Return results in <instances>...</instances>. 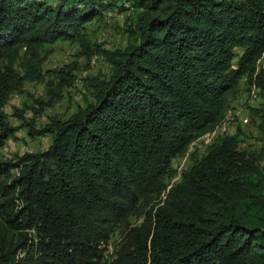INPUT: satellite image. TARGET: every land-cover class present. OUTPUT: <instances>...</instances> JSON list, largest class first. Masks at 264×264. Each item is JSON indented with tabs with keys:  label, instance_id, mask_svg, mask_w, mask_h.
<instances>
[{
	"label": "trees",
	"instance_id": "obj_1",
	"mask_svg": "<svg viewBox=\"0 0 264 264\" xmlns=\"http://www.w3.org/2000/svg\"><path fill=\"white\" fill-rule=\"evenodd\" d=\"M130 10L126 47L97 48L112 74L94 104L38 129L8 121L10 96L43 78L42 51L91 48L89 24ZM263 54L264 0H0V150L22 128L50 138L0 159V264H264V140L224 137L167 192L243 79L264 96ZM252 114L264 135V104Z\"/></svg>",
	"mask_w": 264,
	"mask_h": 264
},
{
	"label": "rangeland",
	"instance_id": "obj_2",
	"mask_svg": "<svg viewBox=\"0 0 264 264\" xmlns=\"http://www.w3.org/2000/svg\"><path fill=\"white\" fill-rule=\"evenodd\" d=\"M101 1L110 2V0ZM53 3L56 2L53 1ZM132 12L130 10L121 14L118 11H111L107 13L104 21L89 24L86 31L91 48H87L75 39L73 42L60 41L49 46L47 51H42L40 53L41 62L38 66L43 69V78L37 81H27L10 96L4 108L8 121L13 126L20 127L22 122L18 117L23 116L25 123L33 122L38 129L53 119L65 121L79 108L94 104L96 102V87L94 86L101 81L109 80L112 74L110 63L96 53L97 48L101 45L104 49L115 51L126 47L128 39L124 32L125 21ZM237 52L241 53V50ZM260 65H264V60L260 62ZM65 67L73 70L72 76L75 80L72 85L63 84L57 75V72ZM18 70L23 71L20 67ZM263 104L264 96L261 91L250 87L243 79L230 102L225 125H221L216 132L199 138L184 156L173 161L176 174L169 181L170 186L167 192L173 185L180 182L187 170L208 153L214 143L226 136H239L242 150H260L263 146L264 135L256 126L258 119L254 117L252 110ZM34 111L39 113L35 114ZM17 135L0 150L1 160L15 159L25 153L44 152L50 145L49 137H29L27 128L20 129ZM24 145L23 150L21 146ZM262 168L264 169V161ZM134 223H138V220ZM119 241L120 235L115 234L106 248L109 255L119 246Z\"/></svg>",
	"mask_w": 264,
	"mask_h": 264
},
{
	"label": "clouds",
	"instance_id": "obj_3",
	"mask_svg": "<svg viewBox=\"0 0 264 264\" xmlns=\"http://www.w3.org/2000/svg\"><path fill=\"white\" fill-rule=\"evenodd\" d=\"M262 60H264V54H263L262 58L259 60V62H258V67H259V68H260V67H263V68H264V65H263V66L260 65V62H261ZM252 87H254V89H256V90H260V89H259L258 87H256L255 85L252 86ZM228 112H229V110H228ZM228 112H227V114H228ZM227 114H226V116H225L223 122L221 123V125H225L226 118H227ZM245 122H247V120H245ZM221 125H220V126H221ZM220 126H219V127H220ZM219 127H218V128H219ZM218 128H217V129H218ZM217 129H216V130H217ZM216 130H215L214 132H216ZM214 132H211V133H214ZM211 133H208V134H211ZM17 134H18V133H17ZM17 134H16V136H18ZM206 135H207V134H206ZM204 136H205V135H204ZM202 137H203V136H202ZM200 138H201V137H200ZM11 140H12V139H11ZM11 140H9V141H11ZM197 140H198V139H197ZM197 140H196V141H197ZM9 141H8V142H9ZM8 142H7V143H8ZM21 147H22L23 150L25 149V145H24V146H21ZM21 147H20V148H21ZM189 148H190V147H189Z\"/></svg>",
	"mask_w": 264,
	"mask_h": 264
}]
</instances>
